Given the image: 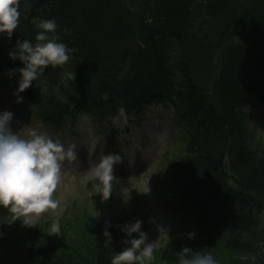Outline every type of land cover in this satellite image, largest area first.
Listing matches in <instances>:
<instances>
[{"label":"trees","instance_id":"16d2710c","mask_svg":"<svg viewBox=\"0 0 264 264\" xmlns=\"http://www.w3.org/2000/svg\"><path fill=\"white\" fill-rule=\"evenodd\" d=\"M19 11L10 38L36 43L34 20L54 19L49 35L72 50L66 63L77 76L67 88L63 65H49L22 92L38 117L60 129L77 121L82 103L104 117L168 104L187 140L171 165L176 198L201 250L222 248L217 264H264V150L249 140L243 110L250 96L264 101V0H20ZM233 30L241 40H228ZM15 47L0 43V83L24 66L9 56ZM72 228L62 227L54 247L10 246L0 264H111L126 247L116 231L111 243L96 228L75 241Z\"/></svg>","mask_w":264,"mask_h":264},{"label":"rangeland","instance_id":"374dc122","mask_svg":"<svg viewBox=\"0 0 264 264\" xmlns=\"http://www.w3.org/2000/svg\"><path fill=\"white\" fill-rule=\"evenodd\" d=\"M241 39L234 30L228 37L229 41ZM16 41L0 37V43ZM62 68L63 84L71 89V83L76 82L77 76L68 71L66 64ZM17 88L18 81L10 76L0 85V113L9 111L13 114L12 129L23 136L27 128H34L59 141L65 148L75 144L77 159L63 164L61 183L54 194L60 206L36 218V226H25L21 219L14 220L13 214L2 208L5 210L0 212V252H5L10 246H21L22 242L54 247L63 240L65 233L62 227L65 225L72 226L73 232L76 230L75 241L80 239L83 230H105L106 222L111 225L107 230L116 231V235L124 234L125 239H130L122 227L136 220L142 221L141 230L147 234L149 241L157 238L161 241L160 247L154 251L153 260L146 264H178L176 253L183 247L201 250L202 240L197 241L187 235H196L192 219L171 195L167 156L171 149L176 154L184 141L171 148L167 146V136L170 142H175L178 136L170 133V114L164 106H152L131 116L120 112L111 119L112 127H109L82 103L76 125L56 132L40 122L33 108L23 99L20 103L16 102L14 93ZM243 110L249 140L253 146L264 150V107L251 101ZM109 134L118 141L108 138ZM161 145L164 148L156 153ZM109 153L121 155L123 162L114 165L116 179L112 182L110 198L105 201L99 193V181L91 178V168L101 155ZM258 219L264 227V210ZM56 220H59L60 235H49V229ZM133 237L138 238V234L133 233ZM222 250L214 246L204 249L218 259Z\"/></svg>","mask_w":264,"mask_h":264},{"label":"clouds","instance_id":"9594fccd","mask_svg":"<svg viewBox=\"0 0 264 264\" xmlns=\"http://www.w3.org/2000/svg\"><path fill=\"white\" fill-rule=\"evenodd\" d=\"M20 0H0V33H6L10 38L17 29L20 18ZM150 22V21H149ZM35 26L40 29L35 40L16 41V47L9 52L11 59H19L24 65L22 68L10 70L20 73L18 88L14 95L17 103L22 102L19 93L28 89L33 81H37L43 71L49 66L56 67L65 64L72 51L65 43L58 42L55 35L57 23L54 19L37 18ZM40 92H47L45 86ZM13 114L9 111L0 113V206L8 209L14 220L21 219L25 226H36V218L49 210L55 211L60 201L54 194L61 183L62 167L65 161L77 159L76 145L70 144L67 148L59 141H54L49 135L40 133L34 128H27L26 135L19 134L10 126ZM123 158L116 153L101 155L99 161L91 168V178L99 181L102 200H108L113 190L114 165L122 163ZM111 225L106 222L104 237L106 243H111V234L107 230ZM142 221L122 227L130 239L122 241L126 247L116 253L111 264H146L154 258V251L160 247L159 238L148 240L147 234L141 230ZM163 231V229H160ZM138 234V238L133 237ZM49 235H60L59 220L52 223ZM194 238L195 233H188ZM178 264H217V260L204 250H194L183 247L176 253ZM249 258L248 254L241 257ZM253 260L255 256L251 257Z\"/></svg>","mask_w":264,"mask_h":264},{"label":"bare ground","instance_id":"6f19581e","mask_svg":"<svg viewBox=\"0 0 264 264\" xmlns=\"http://www.w3.org/2000/svg\"><path fill=\"white\" fill-rule=\"evenodd\" d=\"M15 31H16V30H14L13 32H15ZM210 85H211V87H212V84H210ZM151 103H152V102H150V103H146V104L143 105V106L135 107V108H134L135 111H131V112H128L127 110H125L124 108L121 107V108L117 109L115 112L110 113L109 115H110V116H115L120 110H124V111H126V112H128V113H131V114H136V113H138V111H136V110H142L143 108H146L147 105H149V104H151ZM171 112H173L175 115L178 116V113H176L175 110H174L173 108H171ZM171 190H172L171 195H172L174 201H175L178 205H180L179 202H178V200H177V198H176V192H175V186H174V184H173V178H172V181H171ZM194 203H195V208H201L199 202H195V201H194ZM180 206H181V205H180ZM181 208H183V209L187 212V214L190 216V213H188V211H187L184 207L181 206ZM261 213H262V212H261ZM261 213H260V215H261ZM260 215H259V216H260ZM259 216H258V217H259ZM190 218H191V216H190ZM191 219H192V218H191ZM259 225H260V222H259ZM260 226H261V225H260Z\"/></svg>","mask_w":264,"mask_h":264}]
</instances>
